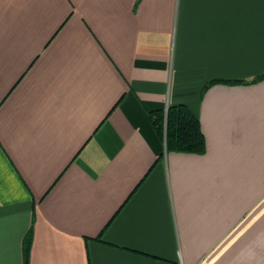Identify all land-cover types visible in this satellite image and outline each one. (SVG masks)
I'll return each instance as SVG.
<instances>
[{"label": "crops", "instance_id": "obj_1", "mask_svg": "<svg viewBox=\"0 0 264 264\" xmlns=\"http://www.w3.org/2000/svg\"><path fill=\"white\" fill-rule=\"evenodd\" d=\"M0 264H264V0H0Z\"/></svg>", "mask_w": 264, "mask_h": 264}, {"label": "trees", "instance_id": "obj_2", "mask_svg": "<svg viewBox=\"0 0 264 264\" xmlns=\"http://www.w3.org/2000/svg\"><path fill=\"white\" fill-rule=\"evenodd\" d=\"M156 132L165 140L168 150L204 152V137L198 119L183 104H170L165 110L158 109L150 114ZM30 232L26 233L29 241ZM27 252V244L24 247Z\"/></svg>", "mask_w": 264, "mask_h": 264}]
</instances>
